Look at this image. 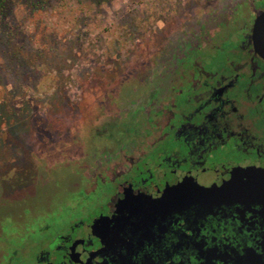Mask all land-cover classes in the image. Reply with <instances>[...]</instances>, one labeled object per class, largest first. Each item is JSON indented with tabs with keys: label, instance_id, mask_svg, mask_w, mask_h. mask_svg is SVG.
I'll return each mask as SVG.
<instances>
[{
	"label": "flooded vegetation",
	"instance_id": "flooded-vegetation-1",
	"mask_svg": "<svg viewBox=\"0 0 264 264\" xmlns=\"http://www.w3.org/2000/svg\"><path fill=\"white\" fill-rule=\"evenodd\" d=\"M214 2L152 82H89L67 202L42 181L48 160L34 192L15 171L0 264H264V0Z\"/></svg>",
	"mask_w": 264,
	"mask_h": 264
},
{
	"label": "rangeland",
	"instance_id": "rangeland-1",
	"mask_svg": "<svg viewBox=\"0 0 264 264\" xmlns=\"http://www.w3.org/2000/svg\"><path fill=\"white\" fill-rule=\"evenodd\" d=\"M214 1L45 0L35 9L29 0H7L0 26L14 30L9 41L30 65L0 61V72H8L0 80L6 87L0 95V199L17 185L16 170L25 190L34 192L32 179L48 160L50 175L42 181L55 187L50 197L56 204L67 202L70 169L63 165L74 160L75 144L90 143L85 130L95 124L96 100L85 92L97 84L89 82H130L128 93L133 83L152 82V65L177 51ZM41 198L38 208L46 206ZM53 200L47 204L59 207Z\"/></svg>",
	"mask_w": 264,
	"mask_h": 264
},
{
	"label": "trees",
	"instance_id": "trees-1",
	"mask_svg": "<svg viewBox=\"0 0 264 264\" xmlns=\"http://www.w3.org/2000/svg\"><path fill=\"white\" fill-rule=\"evenodd\" d=\"M97 3L108 2L110 0H96ZM33 7H39L45 2V0H29ZM36 9V8H35ZM7 13V0H0V22L2 23L6 17ZM16 33L13 29L7 28V26H0V48L3 49V55L0 54V61L9 62L15 65H21L23 63L20 51L18 48L14 47L9 41L10 38H15ZM27 59V58H26ZM29 64L24 62V64ZM30 65V64H29ZM7 73L0 72V80L6 77ZM6 92V87L0 85V95Z\"/></svg>",
	"mask_w": 264,
	"mask_h": 264
},
{
	"label": "water",
	"instance_id": "water-1",
	"mask_svg": "<svg viewBox=\"0 0 264 264\" xmlns=\"http://www.w3.org/2000/svg\"><path fill=\"white\" fill-rule=\"evenodd\" d=\"M254 37L256 43L259 44V46H262L264 43V12L260 13L257 18L254 28Z\"/></svg>",
	"mask_w": 264,
	"mask_h": 264
}]
</instances>
